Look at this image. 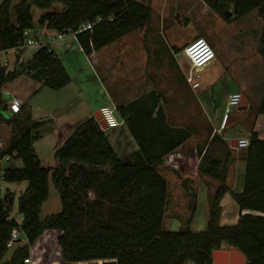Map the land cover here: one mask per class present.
Here are the masks:
<instances>
[{
    "label": "trees",
    "instance_id": "1",
    "mask_svg": "<svg viewBox=\"0 0 264 264\" xmlns=\"http://www.w3.org/2000/svg\"><path fill=\"white\" fill-rule=\"evenodd\" d=\"M203 1L225 23L257 10L264 24V0ZM55 3L63 4L64 10L49 11ZM33 7L46 10L37 22ZM152 13V8L141 0H21L14 5L13 0H3L0 3V123L10 125L13 132L0 150V160L6 155L12 160L3 170V180L28 183L18 199L7 190L0 200V260L8 251L11 231L19 226L15 219L9 218L15 207L16 213L23 216L21 229L27 239L3 264H26L31 247L47 230L61 232L57 242L63 264H185L188 261L214 264L213 252L225 245L228 248L224 249L240 250L246 264H264V139L254 128L248 133L250 143L245 148L243 191H231L227 184L234 159L225 140H222L228 149L225 161L213 157L200 169L202 161L210 156L208 149L200 151L199 171L221 184L210 205L207 228L171 231L163 228L169 184L157 165L187 143L192 132L187 127L169 124L161 93L152 90L115 105L139 145L138 150L125 158L118 155L109 141L108 130L91 117L78 124L56 149L55 160H43L34 144L52 130L45 128L47 121L32 119L26 105L9 117L2 112L6 103L4 85L21 75L29 74L54 90L71 81L63 62L49 46L37 48L32 60L16 63L13 59L10 66L4 65L2 52L24 42L26 29L41 26L58 31L75 30L100 18L92 31L77 35L79 45L90 56L131 33L147 29ZM258 53L264 59V29ZM258 114H264V94ZM51 184L59 192L62 211L42 219L41 209L49 198ZM228 192L232 193L240 216L235 224L223 225L221 201Z\"/></svg>",
    "mask_w": 264,
    "mask_h": 264
},
{
    "label": "rangeland",
    "instance_id": "2",
    "mask_svg": "<svg viewBox=\"0 0 264 264\" xmlns=\"http://www.w3.org/2000/svg\"><path fill=\"white\" fill-rule=\"evenodd\" d=\"M2 1L0 0V3ZM19 1L21 0H13V5ZM141 2L152 8L149 27L93 52L90 58L79 49L77 40L71 34H67L64 40L51 41L52 49L60 56L73 78L72 85L66 89L70 91H56L25 74L14 83L15 92L30 109V114L34 113L37 118L47 121L45 128L48 130L51 128L50 120L65 113L78 111L83 119L88 117L91 113L83 110V107H87L90 102L94 105L113 106L134 100L152 90L161 93L162 106L167 113L169 124L174 127H187L192 132L191 139L180 146L174 156H166L170 160L169 172L165 173L168 175L167 179L169 177L171 198L178 203L175 207L168 206L163 228L171 231H204L208 224L207 202L211 205L221 184L202 170L199 171V152L208 149L210 155L202 161L200 169L213 157L226 160L228 149L222 140L227 135L224 131H216L213 125L217 117H224L226 120L227 102L224 100V94L228 90L238 89L242 94H247L248 96L244 97L248 100V107L246 110L232 108L227 116L226 126L227 129L230 128L227 132L232 138L239 139L245 133L242 126L251 127L258 103L264 94V59L258 53L264 24L257 10L239 20L225 23L203 0ZM62 6L64 7L55 3L49 11H61ZM11 11L13 21L16 22L13 7ZM45 11L33 7L35 21ZM202 38L212 45L217 54V60L201 73L203 79H216L217 84L213 89L209 88L207 96L198 91L201 87L193 91L185 75L190 71L185 48L191 41ZM233 74L244 76V81L249 79L244 89H240L233 79ZM74 85L78 87L76 90ZM83 96L85 101L80 99ZM2 112L7 117L12 116L7 99ZM259 127L264 129V122L260 121ZM214 136L218 137L213 140ZM47 140L49 138L40 142L42 147L48 148ZM114 145L119 151L120 145L117 142ZM244 151L245 149H240V153ZM186 155L191 157L187 159ZM15 163L21 164L19 161ZM7 165L9 164L6 163ZM229 180L228 178L227 184L232 191ZM243 189L239 187L235 192L240 193ZM90 196L95 197L94 194ZM231 196V192L226 194V200H232V204L227 208L238 211V205ZM221 209L223 210V207ZM61 211L59 192L51 184L49 198L41 209V217ZM171 213L174 216H170ZM16 214L13 209L11 215ZM47 238L49 237H45ZM25 239L22 235L21 241ZM43 240L35 246L37 251L34 255L47 259L48 262L62 260L56 235L51 238L50 248L47 241ZM42 245L45 249L41 248ZM224 248L228 247L225 245ZM11 253L12 247L9 248L7 257Z\"/></svg>",
    "mask_w": 264,
    "mask_h": 264
},
{
    "label": "crops",
    "instance_id": "3",
    "mask_svg": "<svg viewBox=\"0 0 264 264\" xmlns=\"http://www.w3.org/2000/svg\"><path fill=\"white\" fill-rule=\"evenodd\" d=\"M63 10H64V7L62 6L61 11H63ZM34 20H35V18H34ZM37 21H38V19L35 22H37ZM49 47L52 49L51 44H49ZM79 49L81 51H83L81 49V46L79 47ZM36 50H37V48H27L23 52L25 58L26 59L30 58V56H32ZM52 50H54V49H52ZM57 56L60 58V56L58 54H57ZM90 56L87 55L88 58H90ZM63 64H64V62H63ZM64 66H65V64H64ZM66 69L68 71L67 67H66ZM70 76H71V74H70ZM232 76L234 77L233 79H235V81L239 84L241 90L245 88L246 84L249 81V79L244 81V79H245L244 76H241L240 74H233ZM19 79H20V77L17 78L15 81H12V82L5 84L3 87L4 91L10 92V95H8L7 98L5 97L8 100V105H9V102L12 98H18L19 99V96L15 92L16 84H14ZM201 80H202L201 81V88L198 91H201L202 94L207 96L208 95L207 93L210 90L209 88L213 89V87L217 84L216 79H214V78L203 79L202 74H201ZM40 82H42V81H40ZM72 83H73V78L71 76L70 83L68 85H66L65 87H63L59 90H56V91H65L66 89H68V86L72 85ZM73 87L75 88V90L78 88L75 85ZM235 90L238 91V89H235ZM235 90H231V91L228 90V92H226L224 94L225 102H227L229 95L232 92H234ZM66 91L68 92V91H70V89L66 90ZM80 92H82V91H80ZM81 95H82V93L79 94V96H81ZM244 95H247V94L243 93V96ZM80 99L84 100L85 97L83 96V98H80ZM260 102L258 103V108H259ZM102 106H104V105H94L90 102L87 107H83V110L84 109L88 110L89 113H91L86 118L89 119L91 117H95V113L98 110H100V108ZM258 108H257L256 115L254 116V120L251 124V127L249 128L248 125H246L245 128H243V126H242V130H244L245 133L242 136H240V138L244 137V136L248 137V133L252 130V128H254L255 130L257 129V131L260 133V136L262 138H264V129L263 128L260 129L261 127L258 128L259 122L260 121L264 122V114H258ZM28 110L30 111L29 108H28ZM31 116H32V119H35V120H44L42 118H37V116L34 113H31ZM86 118L83 119L82 114L79 115V112L77 111V112L65 113L63 115H59L58 118H54L53 120H51L52 123H50L51 124L50 126H51L52 130L44 133V136L42 138L38 139L34 144L35 150H36L37 154L40 156V158L43 160H46V161L55 160L54 155H55L56 149L58 147H60L70 137V135L75 130L77 125L80 124L82 121L86 120ZM226 121H227V116H226V120L224 117H222V118L217 117L216 119H214L215 124L213 126L216 129V131H218L219 133H222L224 131L225 134L227 135L224 137L223 140H225L228 143L230 148L232 147L231 153H232L233 159H234L233 162L230 164V167H232V168L230 169L229 183H230L233 191L238 190L239 187H241V190H242L243 185H244V177H245V160H244L245 151H244V153H240V148H238V147L236 148V147L232 146V141L234 140V138H232L231 135L229 134V132H227V130L230 128L227 129ZM107 130H108L109 141L114 146V148L116 147L114 145L115 142H117L120 145L119 151L115 148L120 157H122V158L129 157L132 153H134L136 150H138L139 145H138L137 141L135 140V138L131 135L128 127L125 124V122L117 128H107ZM12 134H13L12 127L10 125L5 124V123H0V142L3 144L2 146H0V150L5 148L7 142H9L10 138L12 137ZM112 134H114V137H112ZM48 138H49V140H47L48 142H46V144L48 145V148L42 147L40 142L46 141V139H48ZM186 156H187V159H189L191 157L189 155H186ZM199 160L201 161L200 157H199ZM11 162H12V160H11V157L9 155H6L4 158H2L0 160V176L3 175V170L6 167V163H11ZM169 163H170V160H169V158L166 157V159H164L160 164L157 165L158 171L162 175H164L166 179H167L168 175L165 172H169ZM242 163H243V165H241ZM16 165L20 166L21 164H16ZM167 180H168V184H169V177ZM0 186H1L0 196L5 194V192L7 190H10L16 194V197L18 199V197L27 189L28 183L27 182L8 183V182L2 180L0 182ZM169 186H170V184H169ZM50 188H51V185H50ZM198 196H197V198H198ZM171 197H172V192H171V189L169 188L168 189V198H167V208H168V206H171V207L177 206L178 201L174 200ZM226 199H227V197L225 195V197L223 198V201H222L223 210H222V214H221V223L222 224H235L238 221L239 216H240L239 207H238V211L229 210L227 207L232 204V200H231V198H230V200H226ZM208 203H209V201L207 202V210L209 212L210 211V209H209L210 204H208ZM16 206H17V202H16ZM43 206H44V204H43ZM167 208H166V210H168ZM15 210H16V207H15ZM245 212L246 211H244L243 213H245ZM166 213H168V211H165V215H166ZM50 214L51 213H49L48 215H50ZM170 216H174V215L171 213ZM16 217L21 221L23 220V216L18 214V213L16 214ZM41 218L44 219L45 217H41ZM208 220H209V213H208ZM22 235H24V234L21 233L20 238L17 242L9 245V248L12 247V253L9 257H7V253H8V251H7L4 258L2 260H0V264H3L6 261L10 260L11 257L13 256L14 251L18 247L27 243V239H25V241H23V242L21 241ZM54 235H57L56 241H58V238L61 235V232L57 231V230H47L38 239L37 243L40 240L44 239L43 241H47V243H48L47 245L50 248L52 246L51 238ZM45 237H49V238L45 239ZM37 243L31 248V253H30L31 255L37 251V249H36L37 247H35V246H37ZM9 248H8V250H9ZM41 248L45 249V247L43 245L41 246ZM43 254H44V252L42 253V255ZM185 264H195V263L192 261H188Z\"/></svg>",
    "mask_w": 264,
    "mask_h": 264
},
{
    "label": "built area",
    "instance_id": "4",
    "mask_svg": "<svg viewBox=\"0 0 264 264\" xmlns=\"http://www.w3.org/2000/svg\"><path fill=\"white\" fill-rule=\"evenodd\" d=\"M101 21L98 18L95 22H86L81 24L77 29L68 28L63 31L52 30L41 26H36L33 28H28L24 32V42L18 44L17 46L3 51L2 52V60L5 66H10L13 63V59L16 63H22L24 61L32 60L34 55L30 56V58H25L24 51L27 48H40L43 46H49L51 41L55 39L64 40L67 34L73 35V38L77 40V35L85 32L92 31L93 25L96 22ZM82 49V48H81ZM83 50V49H82ZM185 55L190 63V71L185 74L188 84L190 85L193 91H196L201 87V73L202 71L211 63L217 60V54L210 43H208L205 39H195L188 43L185 48ZM19 58V59H18ZM4 97L10 95V92L2 90ZM243 94L239 91L232 92L227 100L226 105V113L231 112L232 108H240L243 101ZM23 106V103L18 98H12L9 102V107L12 113L18 112ZM100 113L102 118L108 128H117L124 123V119L120 116L115 105H105L100 108ZM249 138L241 137L238 139V148L245 149L249 146ZM3 144L0 142V146ZM174 156V155H170ZM3 180V175L0 176V182ZM1 189V186H0ZM4 194L0 196V200L3 198ZM10 219H15L19 224L18 227H15L11 231L9 245L17 242L22 233L21 223L16 215H11ZM26 264H63V261H47V259H41L37 255L30 254L28 258L25 259Z\"/></svg>",
    "mask_w": 264,
    "mask_h": 264
},
{
    "label": "water",
    "instance_id": "5",
    "mask_svg": "<svg viewBox=\"0 0 264 264\" xmlns=\"http://www.w3.org/2000/svg\"><path fill=\"white\" fill-rule=\"evenodd\" d=\"M248 100L246 97L243 98V102L239 110H246L248 107ZM95 118L99 121L103 129H107L108 126L104 122L100 110L95 113ZM238 139L232 141V146L238 147ZM214 264H246V258L244 254L237 249H217L213 252Z\"/></svg>",
    "mask_w": 264,
    "mask_h": 264
}]
</instances>
